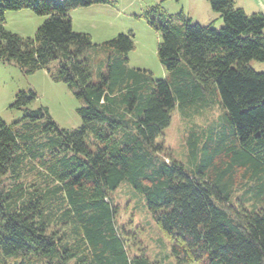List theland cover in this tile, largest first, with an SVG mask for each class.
Here are the masks:
<instances>
[{
  "label": "trees",
  "instance_id": "trees-1",
  "mask_svg": "<svg viewBox=\"0 0 264 264\" xmlns=\"http://www.w3.org/2000/svg\"><path fill=\"white\" fill-rule=\"evenodd\" d=\"M206 1L218 30L160 5L145 13L168 81L127 67L132 34L97 46L72 30L71 10L116 0H0V63L45 70L79 102L82 122L59 128L29 107L33 91L15 95L19 121L0 119V264H154L129 255L111 199L121 184L142 199L176 264H264V72L249 67L264 62V16ZM21 10L45 18L33 38L3 26ZM207 94L221 124L202 141L190 134L185 167L161 136L176 107H200ZM238 178L250 206L232 202Z\"/></svg>",
  "mask_w": 264,
  "mask_h": 264
},
{
  "label": "rangeland",
  "instance_id": "rangeland-1",
  "mask_svg": "<svg viewBox=\"0 0 264 264\" xmlns=\"http://www.w3.org/2000/svg\"><path fill=\"white\" fill-rule=\"evenodd\" d=\"M232 1L234 8L243 10L246 15L259 13L264 16V0ZM156 5H160L169 16L182 13L192 24L210 25L215 30L222 26L218 14L211 10L206 0H116L114 8L93 5L71 10L69 16L72 30L89 34L93 45L99 46L118 34H132L134 48L127 55V67L146 71L154 80L169 81L170 74L163 69L156 56L159 34L144 18L147 10ZM44 19L28 10L6 12L3 26L6 31L22 38H33ZM181 66L185 67L184 64ZM249 67L256 72H264V62L251 61ZM93 78H96L95 72ZM21 91H33L35 99L29 107L45 108L59 128L73 130L81 126V119L76 113L80 104L64 84L53 83L45 70L23 75L16 66L0 63V119L6 124L22 118L19 111L10 108L15 95ZM205 102L200 107L197 105L202 103H195L183 110L176 107L171 113L169 126L161 136L166 154L185 167L191 163L190 134L194 133L202 141L205 136L207 138L209 130L221 124L222 110L214 97L207 94ZM237 181L232 200L236 207L237 199L249 200L250 197L249 193L245 194L249 184L240 178ZM111 199L116 208V223L128 243L129 255L143 253L151 263L176 264L170 256L168 242L153 223L137 193L126 184H121ZM245 204L250 206L252 201Z\"/></svg>",
  "mask_w": 264,
  "mask_h": 264
},
{
  "label": "crops",
  "instance_id": "crops-1",
  "mask_svg": "<svg viewBox=\"0 0 264 264\" xmlns=\"http://www.w3.org/2000/svg\"><path fill=\"white\" fill-rule=\"evenodd\" d=\"M71 23H72V21H71Z\"/></svg>",
  "mask_w": 264,
  "mask_h": 264
}]
</instances>
